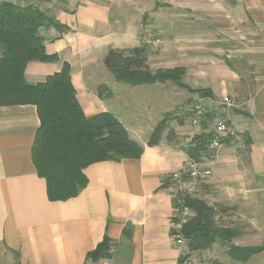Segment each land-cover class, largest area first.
<instances>
[{
	"label": "crops",
	"instance_id": "obj_1",
	"mask_svg": "<svg viewBox=\"0 0 264 264\" xmlns=\"http://www.w3.org/2000/svg\"><path fill=\"white\" fill-rule=\"evenodd\" d=\"M0 2L49 10L66 28L39 30L46 55L57 60L28 63L25 82L40 84L67 64L84 115L111 114L143 148L137 159L88 166L86 186L76 197L51 202L31 159L36 107H0V264H178L183 255L194 264H264V250L237 261L228 245L198 252L177 247L171 226L175 196L168 187L169 174L189 160L185 148L191 138L213 132L217 120L210 116L230 98L228 120L238 135L213 156L201 153L199 161H208L211 170L203 201L233 215L224 223L235 233L231 245L264 242V0ZM133 49L144 50L151 72L182 69L184 94H168L165 82L141 85L160 94L132 98L126 84L108 80L107 52ZM102 85L108 96H98ZM128 98L137 99L124 113ZM193 104L210 114L203 125L190 124ZM178 107L181 116L171 112ZM162 120L165 131L149 146ZM169 129L178 137L165 138ZM105 237L108 257L87 260Z\"/></svg>",
	"mask_w": 264,
	"mask_h": 264
},
{
	"label": "trees",
	"instance_id": "obj_2",
	"mask_svg": "<svg viewBox=\"0 0 264 264\" xmlns=\"http://www.w3.org/2000/svg\"><path fill=\"white\" fill-rule=\"evenodd\" d=\"M49 28L59 33L66 31L46 11L35 6L22 8L0 2V107H36L39 127L31 148L32 163L37 176L45 181L47 199L63 202L76 197L85 188L84 170L88 166L103 161L137 159L143 148L128 138L124 127L111 114L84 115L71 84L67 64L40 84L28 85L25 82L24 70L28 63L57 60L56 56L46 55L44 39L39 33L40 29ZM144 53L143 49L109 50L104 66L116 82L128 86L171 82L178 88L186 89L180 80L184 72L182 69L151 72L145 65ZM102 89L107 90L105 86L99 87V97L102 96ZM165 128L163 120L156 125L149 136V146L159 142ZM210 136L211 133L194 136L185 148L189 159L199 161L201 153L207 149ZM186 204L194 213L184 228L189 251H203L218 243L228 245L231 258L245 261L264 250V242L248 248L231 245L235 233L215 220L211 207L199 199L189 198ZM109 247L110 241L105 237L87 255V260L95 262L108 257Z\"/></svg>",
	"mask_w": 264,
	"mask_h": 264
},
{
	"label": "built area",
	"instance_id": "obj_3",
	"mask_svg": "<svg viewBox=\"0 0 264 264\" xmlns=\"http://www.w3.org/2000/svg\"><path fill=\"white\" fill-rule=\"evenodd\" d=\"M153 44H156L153 42ZM233 107L230 98L224 97L219 109L216 111L218 121L208 140L206 151L210 156L215 155L222 148L223 144L237 137V129L228 120L229 110ZM189 118L193 126H199L208 116V111L198 104H193L188 110ZM220 118V119H219ZM211 176L210 164L208 161H194L189 159L185 166L174 171L168 176V187L175 196L174 210L171 216L172 238L177 247L187 245L184 236L185 226L192 220L194 213L187 206V199L203 200L205 185ZM215 216L222 223H228L234 219L233 215L212 207ZM178 264H194L187 256H181Z\"/></svg>",
	"mask_w": 264,
	"mask_h": 264
},
{
	"label": "rangeland",
	"instance_id": "obj_4",
	"mask_svg": "<svg viewBox=\"0 0 264 264\" xmlns=\"http://www.w3.org/2000/svg\"><path fill=\"white\" fill-rule=\"evenodd\" d=\"M42 11H46L47 13H48V15L49 16H52V13L49 11V10H42ZM53 17V16H52ZM108 72V80H111V81H115L114 80V78H113V76L109 73V71H107ZM116 82V81H115ZM102 86H104V85H102ZM102 86H99V87H102ZM106 87V86H105ZM107 88V87H106ZM126 88V90H127V92L131 95V94H140V95H137L138 97H141V96H144V95H142V94H160V93H156V87H147V86H138V87H136V88H133V87H131V86H129L128 87V85L125 87ZM165 90H168V94H184V92L183 91H181L177 86H175L173 83H168L167 85H165ZM155 90V91H154ZM102 93L101 94H104V95H106V96H108V94H105V93H103V92H108V88H107V90H103L102 89V91H101ZM99 93V92H98ZM166 94V93H165ZM134 96H136V95H134ZM134 96H132L131 95V97L133 98ZM102 97V96H101ZM132 98H128L129 99V102H127V99L126 100H124V102H125V106L124 107H121L122 108V110H123V112L125 113L126 112V108H127V104L129 105V108H131L132 107V104H133V102L135 101V99H137V98H134L133 100H132ZM145 100H147V98H144ZM188 106V103L186 104V107ZM182 107V106H181ZM171 112H174L175 114H179V112L181 113V110L179 109V107H178V109L176 110V111H171ZM208 115H210V114H208ZM179 116H181V114H179ZM216 116V114H212L210 117H212L211 119H216L217 121H218V119L215 117ZM220 119V118H219ZM167 121H169V122H171L172 121V119L171 118H168V120ZM189 121H190V118H189ZM204 122V121H203ZM190 124H191V121H190ZM202 124V123H201ZM200 124V125H201ZM199 125V126H200ZM191 126L192 127H196V126H193L192 124H191ZM173 132V129H169V130H167L166 131V135H165V138L166 137H169V138H171V136H173L174 135V133H172ZM169 134V135H168ZM171 135V136H170ZM237 135H238V133H237ZM175 137H178L177 135H174V137L173 138H175ZM180 138H184L185 136L184 135H181V136H179ZM128 138H129V136H128ZM194 137H192L191 138V140H190V143L192 142V139H193ZM190 143H189V145H190ZM212 208V207H211ZM220 224V223H219ZM223 225H225L224 223H222ZM231 244V243H230Z\"/></svg>",
	"mask_w": 264,
	"mask_h": 264
}]
</instances>
